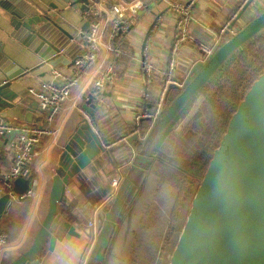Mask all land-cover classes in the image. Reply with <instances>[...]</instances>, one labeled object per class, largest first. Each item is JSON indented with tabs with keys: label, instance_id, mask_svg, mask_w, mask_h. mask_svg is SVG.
I'll return each mask as SVG.
<instances>
[{
	"label": "crops",
	"instance_id": "0c3cea01",
	"mask_svg": "<svg viewBox=\"0 0 264 264\" xmlns=\"http://www.w3.org/2000/svg\"><path fill=\"white\" fill-rule=\"evenodd\" d=\"M27 1L72 33L73 39L65 31L51 25L46 28L45 37L38 36L24 26L22 18L11 12L16 10L15 5L0 3V79L12 80L11 86L0 93V118L11 122H27L25 117L29 109L34 114L33 121L37 120L38 102L27 89L50 78L53 67L71 65L70 61L76 58L82 48L78 41L77 27L85 28L87 22L82 14L83 3L78 0ZM184 1L186 0H146V5L137 14L132 30L111 42L113 47L120 49V54L116 55L108 46L102 50L99 63L102 60L112 61L114 78L107 82L102 91L97 90L93 82L97 65L73 89L70 99L57 115V133L45 137L33 156V175L40 181L38 196L14 200L8 213L0 219V228L9 235L7 246L0 251V264H9L21 250L28 248L33 242L48 210L54 168L64 137L76 127L82 115L92 120L95 129L109 146L106 152H101L89 166L75 175L67 187L62 216L75 226L77 235L59 239L49 255L43 253L40 264L85 263L96 238L98 213L113 195L111 177L118 169L123 174L122 170L131 164L136 153V144L127 139L112 143L126 134V128L130 130L133 127L132 107L146 85L141 62L142 45L147 37L151 59L159 67L166 65L175 29V12L170 5ZM243 2L244 0H196L193 31L201 40H216V33L222 24L240 9ZM263 7L264 0H257L231 30L245 24ZM231 30L223 36L224 39ZM188 44L198 53L193 44ZM55 46L60 47L61 56L57 55V58L63 56L64 62L55 63V55L47 59L46 55L51 54ZM191 74L192 69L187 73L179 69L177 71V75L186 79ZM177 91L172 87L169 95ZM91 93L97 96L95 105L99 106L95 109L90 105L95 113L94 118L83 109L85 99ZM102 98L106 99L104 104L100 103ZM198 120L197 107L187 108L160 145L149 169L137 173L136 181L140 188L123 215L117 237L115 236L112 244V254L106 264H142V259H153L157 251H161L152 249V245L158 242L156 234L162 230L160 243H163L164 236H169L175 227L182 226L193 192L204 175L203 158L208 156V151L202 150L200 155L203 157L192 160V164L186 169L172 160L173 154L168 148L176 135L179 136ZM152 125L147 119L142 122V129L138 133L141 139L146 138ZM113 137V141H110ZM5 142L6 139L0 138V166H6L10 162L9 154L4 149Z\"/></svg>",
	"mask_w": 264,
	"mask_h": 264
},
{
	"label": "water",
	"instance_id": "95a60500",
	"mask_svg": "<svg viewBox=\"0 0 264 264\" xmlns=\"http://www.w3.org/2000/svg\"><path fill=\"white\" fill-rule=\"evenodd\" d=\"M78 1L83 3V9L87 8V0ZM256 1L244 0L231 27ZM3 2L15 5L16 10L11 12L22 18L24 26L32 33L45 37V30L51 25L65 31L73 39L72 33L27 0H2L0 3ZM88 26L89 21L84 27ZM263 35L264 7L229 33L204 60L197 58L188 43L182 45L177 53V68L185 73L192 69V74L168 100L145 139H141L137 133L127 137V141L136 144V153L128 170H122L123 179L119 188L98 213L96 238L84 264H106L112 254V244L123 215L140 188L136 181L137 173L149 169L170 129L197 97L194 106L199 109L202 92L207 85L224 73L236 55ZM59 52L60 47L55 46L46 57L50 59L55 55V63L64 62L63 56L57 58ZM70 62L72 64L74 60ZM7 80L0 86L1 94L12 84V80ZM96 100L97 96L91 93L83 106L92 118L95 113L90 107H99L95 105ZM25 118L27 122L33 121L31 109ZM108 146L92 120L82 115L76 127L64 137L54 168L48 210L34 240L9 264H40L43 253L49 255L59 239L77 235L75 226L62 216L67 187L71 179L89 166L101 152H106ZM27 188L28 179L18 177L12 194L0 190V219ZM166 264H264V67L227 122L204 175L193 192L189 211L176 235Z\"/></svg>",
	"mask_w": 264,
	"mask_h": 264
},
{
	"label": "built area",
	"instance_id": "2783aa9c",
	"mask_svg": "<svg viewBox=\"0 0 264 264\" xmlns=\"http://www.w3.org/2000/svg\"><path fill=\"white\" fill-rule=\"evenodd\" d=\"M146 0H87V8L82 14L89 21L87 29L78 26V41L82 44L79 54L71 65L56 66L51 70V77L43 80L38 86H31L27 92L38 102L36 121L11 122L0 118V138L6 139L4 149L9 154L10 162L0 166V190L4 193L14 192L15 180L18 177L28 179L27 190L17 196V199L37 197L40 190V181L33 175V156L37 153V146L42 140L57 133L55 128L56 118L70 99L73 89L80 84L83 77L98 65L93 76L94 86L102 91L107 82L115 76L112 61L99 63L102 50H109L120 54L118 47H113L111 42L127 34L133 28L137 14L146 5ZM196 0L171 3L175 12V29L173 44L168 54L167 63L159 67L147 49V40L142 45L141 62L146 76V85L142 95L136 100L133 109V127L119 140H126L131 134L139 133L142 122L147 119L151 124L155 122L160 113L168 104L167 96L172 87L178 91L185 85L186 78L177 75V53L182 43L195 46L197 58L206 59L215 48L223 41L231 30L233 18L237 12L226 20L216 33L218 38L212 41L201 40L192 29L194 21V7ZM155 25V24H154ZM234 32L233 30H231ZM203 59V60H204ZM7 79H0V86ZM105 98L100 103L104 104ZM123 179L122 172L118 169L111 177L112 193L119 188ZM9 242L8 233L0 228V251L4 250Z\"/></svg>",
	"mask_w": 264,
	"mask_h": 264
},
{
	"label": "rangeland",
	"instance_id": "374dc122",
	"mask_svg": "<svg viewBox=\"0 0 264 264\" xmlns=\"http://www.w3.org/2000/svg\"><path fill=\"white\" fill-rule=\"evenodd\" d=\"M259 45V43H254L253 53L259 51ZM251 67L252 66L250 65L244 64H240L237 68L232 67L229 73L225 75L222 74L221 79H215L207 85V87L202 92L203 99L198 106L199 120L194 122L189 127V129H184L179 136L176 135L175 138L178 136L176 140L174 138L173 142L170 143L168 151L173 154L172 160L187 169L192 164V160H196L199 158V154H201L202 150L207 149L208 154L209 152L211 153V146L216 147L223 133L222 132L218 134L219 126H221L222 124H226L227 126V122L234 111L230 110L232 109L234 103H239V101L241 100L239 96H244L246 90L248 89L247 88L244 90V80L246 83V78H251V76L255 73L254 70L251 69ZM199 68L200 66L197 68V71ZM243 70L248 71L245 75L243 74L244 76L241 78L240 73ZM176 93L177 92H173L170 98H172ZM209 95L211 96V100L209 98ZM237 98H239L238 102H236ZM197 100L198 97L194 100L193 103H191V107L195 105ZM226 105L230 108L226 109ZM226 115H228L229 117ZM212 138H214V141H216L215 143L210 144L209 142ZM206 165H208V163H206ZM179 229L180 228L178 227L175 228V230L173 229L174 232L172 231L173 233H170V240H164L165 242L161 243L162 247L160 254H156L153 259H142L140 263L158 264L159 262L163 261V255H168V252L174 244ZM162 251L163 254H161ZM158 257L161 260H159Z\"/></svg>",
	"mask_w": 264,
	"mask_h": 264
},
{
	"label": "trees",
	"instance_id": "16d2710c",
	"mask_svg": "<svg viewBox=\"0 0 264 264\" xmlns=\"http://www.w3.org/2000/svg\"><path fill=\"white\" fill-rule=\"evenodd\" d=\"M118 39V38H117ZM254 43H259L260 45V49L258 52L253 53V47H254ZM252 42L250 43L243 51H241L238 55H236L235 58H233V60L231 61V63L227 66V69L224 71V75L229 73L232 67L237 68L240 64H244V65H250L252 66L251 69L254 70V74L251 76V78L249 77L246 78V83L244 80V90L249 88L250 83L257 77V75L260 74V72L263 70L264 64H263V56H264V35L259 37L257 39L256 42ZM231 66V67H230ZM248 70H243L240 75L241 78L247 73ZM244 74V75H243ZM223 75V76H224ZM222 75L218 78L221 79ZM242 95L239 96V98L242 99ZM239 98H237L236 102L239 101ZM237 103H234L232 109L230 111H233L236 109L237 107ZM229 117V116H228ZM226 129V124L223 125L222 129L220 130V133L224 132ZM129 131V128L125 129L124 132L127 133ZM117 137V135L115 136ZM111 138L110 141H113V139L115 138Z\"/></svg>",
	"mask_w": 264,
	"mask_h": 264
},
{
	"label": "flooded vegetation",
	"instance_id": "af4514ba",
	"mask_svg": "<svg viewBox=\"0 0 264 264\" xmlns=\"http://www.w3.org/2000/svg\"><path fill=\"white\" fill-rule=\"evenodd\" d=\"M170 97H171V95H169L168 94V96H167V100H169L170 99ZM209 98H210V100H211V96L209 95ZM230 107L229 106H227L226 105V109H229ZM226 116H228V115H226ZM223 125V124H222ZM222 125L221 126H219V128H218V134L220 133V130L222 129ZM214 136V135H213ZM216 141V140H215ZM215 141H214V138H212L211 140H210V144H213V143H215ZM217 146V145H216ZM215 146H211V149H212V151H211V153L209 152V154H208V156H206V157H204L203 158V160H204V162H205V169H206V167H207V165H206V163H208L209 162V160H210V158H211V156H212V154H213V151H214V148ZM203 156H201L200 154H199V158L201 159ZM175 228H177V227H175ZM175 228H174V230H175ZM172 231H173V229H172ZM171 231V234L174 232H172ZM162 235H163V232H162V230H160V232L158 233V234H156V237H155V239H157L158 240V242L155 244V245H152V249H154L155 251L156 250H158V249H161V247H162V245H161V243H160V240H161V237H162ZM170 240V235L169 236H164V238H163V240H167V241H169ZM165 242V241H164ZM170 252V251H169ZM169 252H168V255L166 254V255H163V261H161V262H159L158 264H166L167 263V258H168V256H169ZM156 254H160V251H157V253ZM161 254H163V251H162V253ZM165 254V253H164ZM158 259L159 260H161L159 257H158ZM163 262V263H162Z\"/></svg>",
	"mask_w": 264,
	"mask_h": 264
}]
</instances>
